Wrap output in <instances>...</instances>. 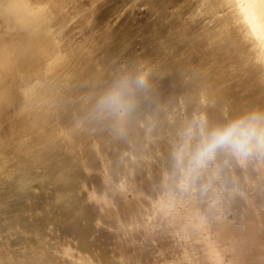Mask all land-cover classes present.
I'll return each mask as SVG.
<instances>
[{
	"label": "rangeland",
	"instance_id": "obj_1",
	"mask_svg": "<svg viewBox=\"0 0 264 264\" xmlns=\"http://www.w3.org/2000/svg\"><path fill=\"white\" fill-rule=\"evenodd\" d=\"M242 1H51L69 57L0 86V264H264V157L187 184L174 158L190 124L264 112Z\"/></svg>",
	"mask_w": 264,
	"mask_h": 264
},
{
	"label": "crops",
	"instance_id": "obj_2",
	"mask_svg": "<svg viewBox=\"0 0 264 264\" xmlns=\"http://www.w3.org/2000/svg\"><path fill=\"white\" fill-rule=\"evenodd\" d=\"M34 1L39 5L36 11L30 9L31 0H5L0 4V59L5 62L7 75L5 81L7 79L9 89L16 88L12 78L16 73L35 72L43 68L44 60L51 63L55 62L56 58L69 57L59 49L60 44L56 36L63 32L64 25L55 20L49 11L52 0ZM19 8L25 13L17 17L16 12ZM9 10L11 13L8 15L5 11ZM16 58L25 60L26 65L23 67L25 70L17 67ZM6 97L9 100L11 98L10 94ZM4 100L5 98H0V101Z\"/></svg>",
	"mask_w": 264,
	"mask_h": 264
},
{
	"label": "clouds",
	"instance_id": "obj_3",
	"mask_svg": "<svg viewBox=\"0 0 264 264\" xmlns=\"http://www.w3.org/2000/svg\"><path fill=\"white\" fill-rule=\"evenodd\" d=\"M139 83L143 84V79ZM118 101L119 94H114L104 103L114 105ZM221 153L241 162L264 157V112H252L210 128L203 121L190 124L174 152L182 182L197 178Z\"/></svg>",
	"mask_w": 264,
	"mask_h": 264
},
{
	"label": "bare ground",
	"instance_id": "obj_4",
	"mask_svg": "<svg viewBox=\"0 0 264 264\" xmlns=\"http://www.w3.org/2000/svg\"><path fill=\"white\" fill-rule=\"evenodd\" d=\"M211 2L216 5V6H220L222 2H220V0L217 2V0H211ZM258 2V8L262 11V13L264 14V0H257ZM248 7V4L246 2H243L241 0V4H240V9L242 11V14L246 13L247 12V8ZM18 8V7H17ZM30 9H33L34 11L38 10L39 9V5L38 3H36L34 0H31V5H30ZM5 13H7L8 15L11 13V11L9 10L8 12L5 11ZM24 10L23 9H17V12H16V16L19 17V14H24ZM258 31H261V28H258ZM0 62H1V59H0ZM5 70L4 69L2 71L1 67H0V86H1V82L2 80H4L5 78Z\"/></svg>",
	"mask_w": 264,
	"mask_h": 264
}]
</instances>
